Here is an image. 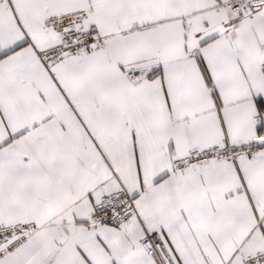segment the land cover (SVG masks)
<instances>
[{
	"label": "snow or ice",
	"instance_id": "6c2138e0",
	"mask_svg": "<svg viewBox=\"0 0 264 264\" xmlns=\"http://www.w3.org/2000/svg\"><path fill=\"white\" fill-rule=\"evenodd\" d=\"M0 264H264V0H0Z\"/></svg>",
	"mask_w": 264,
	"mask_h": 264
}]
</instances>
